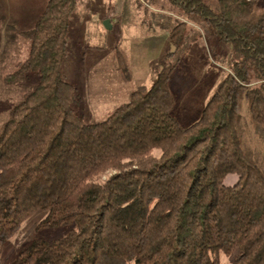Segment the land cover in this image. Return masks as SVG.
I'll return each mask as SVG.
<instances>
[{
    "label": "trees",
    "instance_id": "16d2710c",
    "mask_svg": "<svg viewBox=\"0 0 264 264\" xmlns=\"http://www.w3.org/2000/svg\"><path fill=\"white\" fill-rule=\"evenodd\" d=\"M168 2L237 56L188 128L172 115V67L85 123L61 72L78 0H46L19 32L0 0V49L5 33L29 42L2 82L30 83L0 125V264L39 211V229L68 232L32 241L7 264H264V0ZM180 28L170 35L177 48Z\"/></svg>",
    "mask_w": 264,
    "mask_h": 264
},
{
    "label": "rangeland",
    "instance_id": "374dc122",
    "mask_svg": "<svg viewBox=\"0 0 264 264\" xmlns=\"http://www.w3.org/2000/svg\"><path fill=\"white\" fill-rule=\"evenodd\" d=\"M7 23L16 31L29 30L46 0H3ZM110 21L111 29L105 22ZM180 26L184 45L176 47L171 32ZM14 39L9 42V37ZM0 49V125L30 83L6 86L2 78L17 69L28 55L29 42L5 33ZM172 48H175L171 53ZM237 60L229 44L220 43L204 22L182 13L168 0H78L71 16L67 57L61 72L76 89V112L87 124L103 121L133 92L150 88L164 67H172V115L182 127L198 122L205 106ZM236 177L226 183L233 185ZM46 211L35 213L3 248L2 260L11 263L32 241L63 237L66 227L39 229ZM235 256L223 259L231 264Z\"/></svg>",
    "mask_w": 264,
    "mask_h": 264
},
{
    "label": "water",
    "instance_id": "95a60500",
    "mask_svg": "<svg viewBox=\"0 0 264 264\" xmlns=\"http://www.w3.org/2000/svg\"><path fill=\"white\" fill-rule=\"evenodd\" d=\"M105 26H106V28L111 29L110 21H106V22H105ZM174 50H175V48H172L171 53H173Z\"/></svg>",
    "mask_w": 264,
    "mask_h": 264
}]
</instances>
